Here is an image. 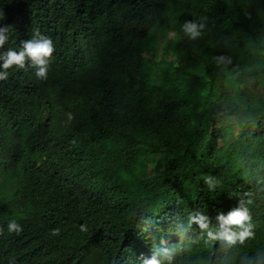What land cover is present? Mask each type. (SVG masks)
Listing matches in <instances>:
<instances>
[{
  "label": "trees",
  "instance_id": "16d2710c",
  "mask_svg": "<svg viewBox=\"0 0 264 264\" xmlns=\"http://www.w3.org/2000/svg\"><path fill=\"white\" fill-rule=\"evenodd\" d=\"M0 29L53 43L0 69V264H264V0H0Z\"/></svg>",
  "mask_w": 264,
  "mask_h": 264
},
{
  "label": "clouds",
  "instance_id": "9594fccd",
  "mask_svg": "<svg viewBox=\"0 0 264 264\" xmlns=\"http://www.w3.org/2000/svg\"><path fill=\"white\" fill-rule=\"evenodd\" d=\"M191 27V26H189ZM4 29H0V45L3 44L6 39ZM197 33H193L196 35ZM53 53V43L50 39H33L23 42V47L19 51H13L11 48L6 53H0V69H8L13 64L23 67L25 57L31 58L35 65H38L36 69V75L43 77L47 73V65ZM6 72H0V77L5 76ZM244 214L240 211H232L226 217H223L224 223H240L244 219ZM9 230L17 229L19 226L13 220L7 222ZM148 264H157L156 261H149Z\"/></svg>",
  "mask_w": 264,
  "mask_h": 264
},
{
  "label": "rangeland",
  "instance_id": "374dc122",
  "mask_svg": "<svg viewBox=\"0 0 264 264\" xmlns=\"http://www.w3.org/2000/svg\"><path fill=\"white\" fill-rule=\"evenodd\" d=\"M160 52L161 51H159L158 54H161ZM166 53H167L168 57H170L171 59H176V54H175L174 48L172 46V43L169 41L166 43ZM3 176L4 175L0 176V190L2 192H4L6 189H8L10 187V184L8 182H3V184H2V181L4 180ZM1 185L4 187L2 188Z\"/></svg>",
  "mask_w": 264,
  "mask_h": 264
}]
</instances>
